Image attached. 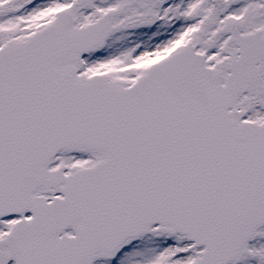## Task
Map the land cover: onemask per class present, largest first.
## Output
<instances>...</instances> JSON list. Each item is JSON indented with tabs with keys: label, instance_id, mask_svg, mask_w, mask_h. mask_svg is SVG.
<instances>
[{
	"label": "snow or ice",
	"instance_id": "1",
	"mask_svg": "<svg viewBox=\"0 0 264 264\" xmlns=\"http://www.w3.org/2000/svg\"><path fill=\"white\" fill-rule=\"evenodd\" d=\"M0 264H264V0H0Z\"/></svg>",
	"mask_w": 264,
	"mask_h": 264
}]
</instances>
